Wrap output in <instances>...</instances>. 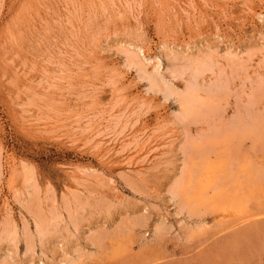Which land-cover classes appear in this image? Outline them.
<instances>
[{"label":"rangeland","instance_id":"1","mask_svg":"<svg viewBox=\"0 0 264 264\" xmlns=\"http://www.w3.org/2000/svg\"><path fill=\"white\" fill-rule=\"evenodd\" d=\"M0 264H264V0H0Z\"/></svg>","mask_w":264,"mask_h":264},{"label":"bare ground","instance_id":"2","mask_svg":"<svg viewBox=\"0 0 264 264\" xmlns=\"http://www.w3.org/2000/svg\"><path fill=\"white\" fill-rule=\"evenodd\" d=\"M193 91V90H192ZM186 93V92H185ZM189 94V95H188ZM187 95L188 96H190V95H192V92H188L187 93ZM184 100L185 101H188L189 102V100L187 99V97H186V95H185V97H184ZM183 103H186V102H183ZM188 104V103H187ZM214 106H216V105H214ZM194 109V108H193ZM213 111H214V109H213ZM219 112V111H218ZM184 114L185 115H188V116H190L191 114H193L194 115V112H193V110L191 111V107H190V105L188 104V105H186V107L184 108ZM201 117V116H200ZM195 119V118H194ZM231 126V125H230ZM236 129V128H235ZM237 131H238V129H237Z\"/></svg>","mask_w":264,"mask_h":264}]
</instances>
